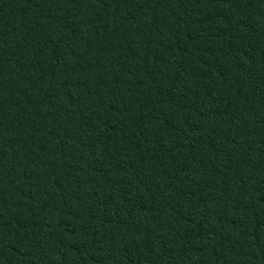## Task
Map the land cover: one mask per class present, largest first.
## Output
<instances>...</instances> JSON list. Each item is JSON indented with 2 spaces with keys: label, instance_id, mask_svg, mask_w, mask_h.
I'll use <instances>...</instances> for the list:
<instances>
[{
  "label": "trees",
  "instance_id": "trees-1",
  "mask_svg": "<svg viewBox=\"0 0 264 264\" xmlns=\"http://www.w3.org/2000/svg\"><path fill=\"white\" fill-rule=\"evenodd\" d=\"M0 264H264V0H0Z\"/></svg>",
  "mask_w": 264,
  "mask_h": 264
}]
</instances>
